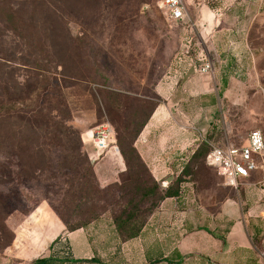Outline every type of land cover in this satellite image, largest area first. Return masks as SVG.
I'll list each match as a JSON object with an SVG mask.
<instances>
[{
    "label": "rangeland",
    "instance_id": "rangeland-1",
    "mask_svg": "<svg viewBox=\"0 0 264 264\" xmlns=\"http://www.w3.org/2000/svg\"><path fill=\"white\" fill-rule=\"evenodd\" d=\"M162 1L0 0V262L16 228L42 203L72 224L95 214L112 221L127 205L151 204L154 195L146 192L154 184L132 145L158 108L164 126L153 128V151L176 157L151 165L165 171L156 179L160 189L178 179L184 198L174 203L209 209L240 190L204 157L191 159L202 144L210 151L243 145L253 130L264 134V0H184L185 24L170 19ZM213 23L227 29L215 48L199 34ZM186 35L193 59L205 51L215 68L218 56L226 57L235 95L175 97L165 109L156 88ZM192 74L187 78L212 77ZM182 78L181 85L188 80ZM178 108L198 113L184 116ZM104 124L130 161L129 171L116 169L109 178L81 140ZM241 182L264 184V170ZM8 253L9 264H20L17 251Z\"/></svg>",
    "mask_w": 264,
    "mask_h": 264
},
{
    "label": "crops",
    "instance_id": "crops-1",
    "mask_svg": "<svg viewBox=\"0 0 264 264\" xmlns=\"http://www.w3.org/2000/svg\"><path fill=\"white\" fill-rule=\"evenodd\" d=\"M204 14L205 24L211 25L208 12L204 11ZM226 30L213 23L209 27L204 25L199 34L203 42L207 41L215 48L218 41L227 38ZM216 52L218 54L217 49ZM218 58L212 77L202 75L187 78L195 72L188 71L185 65L181 67V72L171 67L156 88L165 109L175 97L221 93L235 95L230 86L234 78L229 81L231 65L224 55ZM182 77L188 80L181 85L178 78ZM176 110L178 114L191 117L198 113L197 110ZM169 111L177 116L172 109ZM163 118L164 108L155 110L135 143L142 160L156 179L163 178L160 176L165 171L151 165L176 160V157L155 154L153 151V128L161 123L164 126ZM82 141L94 150L91 159L104 178L111 177L116 169L123 171V167H126L121 152H115L112 147L107 150V155H99L92 132L83 133ZM101 158L102 161L98 162ZM250 183L254 186L249 184L238 191H229L228 196L213 209L185 207L179 202L174 203L176 198H167L146 221L141 234L125 242L110 219H99L85 228L70 232L53 209L42 203L16 228L14 243L8 251L5 250L0 264H9L10 251H17L15 258L20 260V264H32L42 257H54L63 264H262L264 184ZM180 193L178 199L181 202L184 193ZM59 237L65 240L67 253L56 255L50 247Z\"/></svg>",
    "mask_w": 264,
    "mask_h": 264
},
{
    "label": "built area",
    "instance_id": "built-area-1",
    "mask_svg": "<svg viewBox=\"0 0 264 264\" xmlns=\"http://www.w3.org/2000/svg\"><path fill=\"white\" fill-rule=\"evenodd\" d=\"M160 6L165 9L170 19L181 24L187 23L189 15L184 0H163ZM192 47L193 38L186 35L182 40L180 52L175 57L171 67L180 70L185 65L188 71L214 74V64L209 60L205 51L198 54L196 59H193L191 55ZM92 137L99 149H110L112 147L115 152H119L116 145L115 130L110 124H104L96 128L92 131ZM260 159L264 161V134L261 130H253L248 134L243 145L213 147L207 157L206 164L208 167L219 171L227 186L240 189L242 180L250 179L252 173L257 170H264V165L260 163ZM260 259L264 264V239L260 250Z\"/></svg>",
    "mask_w": 264,
    "mask_h": 264
},
{
    "label": "trees",
    "instance_id": "trees-1",
    "mask_svg": "<svg viewBox=\"0 0 264 264\" xmlns=\"http://www.w3.org/2000/svg\"><path fill=\"white\" fill-rule=\"evenodd\" d=\"M13 21V20H12ZM152 116V115H151ZM151 116L148 118V120H146V122L144 123L142 129L140 130V132L138 133L137 137L134 140V143L132 145L133 147V151L135 153V155H137V157L140 159L141 163H143L144 165H146L144 163V161L141 158V155L138 151V149L135 146V143L137 141V139L139 138L142 130L144 129V127L146 126V124L148 123V121L150 120ZM3 119L0 118V125L2 123ZM116 134V132H115ZM82 140V138H81ZM120 141V139H119ZM83 146L85 145L82 141ZM211 152V150L209 151V149L205 148V146L202 144L199 146V148L195 151V153L193 154V157L191 160H198L199 158L204 157L205 158V163L207 161V157L209 155V153ZM123 158H124V162L126 165L127 170L129 171L130 167H129V156L126 155V153L123 152ZM92 160V159H91ZM207 165V164H206ZM95 166V164L93 165ZM146 167L148 168V172L149 175L153 181L154 184V188L153 191H147V194H153L154 195V200L151 204H148L145 209H141L140 205H136L135 203H132L131 205H127L123 208H121L118 212H116L112 218V223L115 226V229L119 235V237L121 238L122 241H128L131 240L132 238H136L141 234V231L146 223V221L150 218V216H152L154 214V212H156V210L158 209V207L160 206L161 203H159L160 201H164L167 198H176L178 199L180 197V191L179 190V183H178V179L175 182H172L166 190L162 191L160 189L159 182L156 180V178L153 176L152 172L150 171L148 165H146ZM93 168V167H92ZM182 176H187L185 175L186 173H182ZM60 217V216H59ZM102 218V215L100 214H95L93 216H91L89 219H85L80 223L77 224H72V223H67L65 222L61 217L60 219L65 223L67 230L70 232L79 230L81 228H85L88 225H90L92 222L97 221L99 219ZM15 239V235L13 238V241ZM62 237L57 238L52 246L50 247V249L53 251L54 254H60L61 252L67 253V245L66 243L64 245H60L59 243L62 240ZM60 246V247H59ZM59 247V249H58ZM3 252H5V250H3ZM93 262H96V259L92 260ZM32 264H63L62 261H59L58 259L54 258V257H42V258H38L36 260L33 261Z\"/></svg>",
    "mask_w": 264,
    "mask_h": 264
},
{
    "label": "water",
    "instance_id": "water-1",
    "mask_svg": "<svg viewBox=\"0 0 264 264\" xmlns=\"http://www.w3.org/2000/svg\"><path fill=\"white\" fill-rule=\"evenodd\" d=\"M173 180V177H171L170 179H169V182H171Z\"/></svg>",
    "mask_w": 264,
    "mask_h": 264
}]
</instances>
